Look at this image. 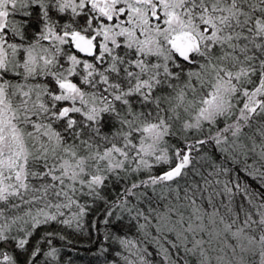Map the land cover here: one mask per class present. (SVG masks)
I'll use <instances>...</instances> for the list:
<instances>
[{
    "label": "snow or ice",
    "instance_id": "6c2138e0",
    "mask_svg": "<svg viewBox=\"0 0 264 264\" xmlns=\"http://www.w3.org/2000/svg\"><path fill=\"white\" fill-rule=\"evenodd\" d=\"M264 264V0H0V264Z\"/></svg>",
    "mask_w": 264,
    "mask_h": 264
},
{
    "label": "trees",
    "instance_id": "16d2710c",
    "mask_svg": "<svg viewBox=\"0 0 264 264\" xmlns=\"http://www.w3.org/2000/svg\"><path fill=\"white\" fill-rule=\"evenodd\" d=\"M93 241L88 240L85 236L81 235L74 242V248L66 250L65 259H71L72 264H87L88 260L91 259V253L88 249L95 250Z\"/></svg>",
    "mask_w": 264,
    "mask_h": 264
}]
</instances>
